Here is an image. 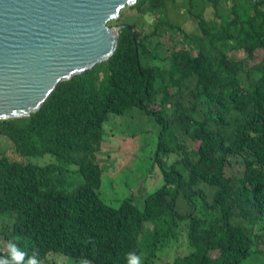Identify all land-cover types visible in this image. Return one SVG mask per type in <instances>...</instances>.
Returning <instances> with one entry per match:
<instances>
[{"label":"trees","instance_id":"trees-1","mask_svg":"<svg viewBox=\"0 0 264 264\" xmlns=\"http://www.w3.org/2000/svg\"><path fill=\"white\" fill-rule=\"evenodd\" d=\"M180 8L192 33L178 26ZM127 9L150 25H122L131 31L121 28L106 61L59 83L29 117L0 121L13 146L0 155V256L11 240L25 262L129 264L134 253L157 264L184 238L187 251L163 264L264 261V0ZM136 114L156 129L163 181L140 206L130 196L113 207L97 157L106 124ZM44 156L54 161L36 162Z\"/></svg>","mask_w":264,"mask_h":264},{"label":"water","instance_id":"water-1","mask_svg":"<svg viewBox=\"0 0 264 264\" xmlns=\"http://www.w3.org/2000/svg\"><path fill=\"white\" fill-rule=\"evenodd\" d=\"M136 2L0 0V121L29 117L59 83L106 61L131 31L108 24Z\"/></svg>","mask_w":264,"mask_h":264},{"label":"rangeland","instance_id":"rangeland-1","mask_svg":"<svg viewBox=\"0 0 264 264\" xmlns=\"http://www.w3.org/2000/svg\"><path fill=\"white\" fill-rule=\"evenodd\" d=\"M177 23L186 32L192 33L195 26L190 18L183 11L178 10ZM169 15L175 20L173 9L170 7ZM206 16L210 17V11ZM118 21L110 22V27H120L122 25L146 26L150 25L149 16H140L135 11L127 8L120 12ZM163 39H153L152 45ZM245 59L244 55H240ZM237 56V58H240ZM159 58H164V51H159ZM159 59L157 64L162 65L163 60ZM259 57H255L251 62H258ZM247 64L249 62H246ZM132 118L123 121L115 119L106 124L101 151L98 154L97 161L102 168V183L100 188V197L113 207H118L123 199L132 196L140 206L143 199L155 192L162 185V176L157 167L154 151L156 148V129L151 124L142 122L138 115H130ZM12 143L7 138L0 135V155L12 156ZM198 147V142L194 144ZM175 160L174 156L163 159L165 165H170ZM53 162L54 159L44 156L36 160L39 164ZM34 162V160H33ZM5 223V222H2ZM184 238H178V242L169 250L157 264L170 262L173 257L187 251ZM62 258H55L54 264H78L75 260H66L61 262ZM264 264L262 257L251 258L247 264ZM154 264V263H153Z\"/></svg>","mask_w":264,"mask_h":264},{"label":"clouds","instance_id":"clouds-1","mask_svg":"<svg viewBox=\"0 0 264 264\" xmlns=\"http://www.w3.org/2000/svg\"><path fill=\"white\" fill-rule=\"evenodd\" d=\"M8 256H0V264H40L35 254L28 258L25 262V256L27 253L18 246L14 241H9L8 245ZM129 264H142L141 257L136 254H130Z\"/></svg>","mask_w":264,"mask_h":264}]
</instances>
